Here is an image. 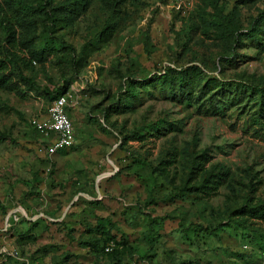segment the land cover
I'll use <instances>...</instances> for the list:
<instances>
[{
    "label": "rangeland",
    "instance_id": "rangeland-1",
    "mask_svg": "<svg viewBox=\"0 0 264 264\" xmlns=\"http://www.w3.org/2000/svg\"><path fill=\"white\" fill-rule=\"evenodd\" d=\"M0 61V264H264V0H0Z\"/></svg>",
    "mask_w": 264,
    "mask_h": 264
},
{
    "label": "built area",
    "instance_id": "built-area-1",
    "mask_svg": "<svg viewBox=\"0 0 264 264\" xmlns=\"http://www.w3.org/2000/svg\"><path fill=\"white\" fill-rule=\"evenodd\" d=\"M76 89H68L64 94L54 98L48 106L47 114L33 119V125L44 135L49 137L46 144V153L53 155L59 151L70 148L75 143V133L70 111L77 105ZM108 251L109 248L107 247ZM17 255V252L11 253ZM264 260V252L262 253Z\"/></svg>",
    "mask_w": 264,
    "mask_h": 264
},
{
    "label": "trees",
    "instance_id": "trees-1",
    "mask_svg": "<svg viewBox=\"0 0 264 264\" xmlns=\"http://www.w3.org/2000/svg\"><path fill=\"white\" fill-rule=\"evenodd\" d=\"M54 1L55 0H43V2L45 4L53 3ZM48 19L50 21V24L45 26V33H49L52 30V28L54 26V21L58 20L57 14L56 13H53L52 15L49 14ZM201 19H203L202 16H201ZM1 63H2V61H0V68H1ZM201 72H202V70L196 65H191V66H187V67H181L180 69H176V68H173V67H168L160 76H158V78H160L161 80L168 81L170 83V85L179 84V86L183 87L182 84H184V85L188 84L189 85L188 82L190 80H192V79L194 80L195 78L199 77ZM5 82H6L5 75L1 72L0 73V87L3 86V84ZM66 91L54 93L51 96L50 102L54 98L64 94ZM202 156L203 155H199L198 158H202V160H205V158H203ZM201 164H203V161L199 162V165H201ZM113 250L114 249H112V251ZM14 264H24V263L17 261Z\"/></svg>",
    "mask_w": 264,
    "mask_h": 264
}]
</instances>
